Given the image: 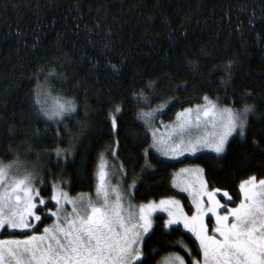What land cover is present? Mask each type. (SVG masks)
Masks as SVG:
<instances>
[{
  "label": "trees",
  "instance_id": "obj_1",
  "mask_svg": "<svg viewBox=\"0 0 264 264\" xmlns=\"http://www.w3.org/2000/svg\"><path fill=\"white\" fill-rule=\"evenodd\" d=\"M229 61L231 81L224 84ZM150 81L155 91L146 90L137 104L133 89ZM42 87L74 99L73 118L58 124L41 116L35 98ZM205 96L221 107L255 104L246 138L231 139L223 156L202 153L178 162L149 149L146 168L151 136L145 139L140 114L166 105L163 117L172 121ZM117 104L123 111L113 132L108 117ZM57 148L72 154L57 157ZM113 149L127 181L137 185L136 204L177 197L190 213L188 199L172 187L183 166L200 167L208 188L228 192L233 204L242 181L264 179V0H0V160L8 164L18 155L35 169L37 181H45L36 185L44 199L53 181L76 197L94 190L99 157ZM164 220L153 217L155 235L143 245L150 264L171 253L188 264L199 259L195 239L181 228L168 234Z\"/></svg>",
  "mask_w": 264,
  "mask_h": 264
},
{
  "label": "snow or ice",
  "instance_id": "obj_2",
  "mask_svg": "<svg viewBox=\"0 0 264 264\" xmlns=\"http://www.w3.org/2000/svg\"><path fill=\"white\" fill-rule=\"evenodd\" d=\"M111 68L115 73L120 72L114 64ZM231 68L232 62L229 61L225 66L227 79L222 83L231 81ZM55 75L54 71L49 72V76ZM57 79L63 82L65 78L61 75ZM156 87L150 81L139 92L133 89L132 99L139 104L146 99L145 91L154 92ZM243 95L250 96L251 93ZM203 99L207 103L197 105L194 115L191 108L178 113V122L166 135H158L153 112L140 114L138 118H142L145 124V139L148 133L152 137V144L144 150L146 168L150 166L147 159L149 149L176 158L174 154L177 152L183 155L187 149L195 154L199 146L204 145L220 156L225 152L230 137L238 134L242 140L246 138L250 118L256 116L255 104L244 102L237 108L233 103L221 108L207 96ZM35 107L46 120L58 124L77 113L76 101L62 96L50 105L37 95ZM160 110L157 108L155 111ZM122 111V106L117 104L109 112L113 132L118 129V114ZM209 126L211 131H208ZM64 127L67 131L68 125ZM201 129L204 134L194 136V132L199 133ZM9 131L13 132L12 129ZM56 134L58 137L61 135L59 129ZM252 143L258 145L255 139ZM70 148H57L56 156L67 159L72 154ZM9 151H12L11 146ZM111 155L118 158V151L113 149ZM119 172L123 173V181L127 173L122 164ZM113 174L109 170L107 156L101 154L96 171L95 199L88 194L73 198L53 181L50 201L55 210H52L36 186L37 182L44 184L45 181L42 177L37 181L39 174L35 169H28L18 155L8 164L0 160V235L5 232L10 236L23 234V238L0 239V264H150L143 245L155 235L153 213L156 211L167 214L164 229L168 234L182 226L198 242L201 259H193L192 264H264V179L257 181L253 176L242 181L239 186L242 198L234 207L222 203L217 198L219 190L209 191L201 181L200 189L192 199L195 211L188 215L179 201L165 199L158 205H140L137 211L130 197L125 203L126 193L121 190V185H113ZM129 187L135 188V182ZM180 190L187 191L184 187ZM222 196L232 200L226 191ZM67 205L71 206V211L67 210ZM222 209L226 211L222 212ZM206 217L215 220L211 234ZM49 218H54L53 223L44 226L40 233V226ZM180 243L191 256V251L182 241ZM160 264H185V260L171 253Z\"/></svg>",
  "mask_w": 264,
  "mask_h": 264
},
{
  "label": "rangeland",
  "instance_id": "obj_3",
  "mask_svg": "<svg viewBox=\"0 0 264 264\" xmlns=\"http://www.w3.org/2000/svg\"><path fill=\"white\" fill-rule=\"evenodd\" d=\"M37 95H40L42 99H46L50 105L56 99H58V97L53 96V94L50 92V90L45 88V87H42V88L38 89ZM211 102H213V101H211ZM206 103L207 102L204 101L202 104H200V106H203ZM196 106L191 107V109L194 110L193 111V115L195 113ZM157 108H160L161 110L160 111H155ZM157 108L155 110L151 111V112H153V123H154L155 127L159 129L158 135H166L174 127V125L178 122L177 114L182 112L183 110L179 111L172 121H166L164 119V117H163V114L165 113L166 107L165 106L164 107L160 106V107H157ZM221 108H223V107H221ZM148 112H150V111H148ZM211 130L212 129L209 126L208 131H211ZM197 134L203 135L204 134V130L201 129L199 133H195L194 132V136L197 135ZM150 136H151V133H150ZM235 137H239V135L235 134L233 137L229 138V141L231 139L235 138ZM151 144H152V137H151ZM152 150L162 160L169 161V162H178V161L183 160L185 158H192V157H194V156H196L198 154H202V153L213 154V155L217 156L215 152L210 151L209 148L207 146H204V145L199 146V149L195 152V154H191L190 151L187 150V149L185 150L183 155H180L177 152L176 154H174L176 156V158H169L168 156H165V155L157 152L155 149H152ZM224 154H225V152L222 155H220V156H223ZM110 156L109 157L107 156V159H108V162H109V170L114 173L113 176L111 177V180H112L113 185L120 184L121 185V190L124 193H126L125 203L128 202V198L130 197L131 203L133 205L137 206V211H138V206H140V205H147L149 203H154V204L158 205L160 200H158V201H149V202L144 203V204H136V203L132 202L133 193H134V190L136 189L137 185L135 184V188H130L129 186L132 185L133 182H128L126 176L124 177L123 181H121V176H123V173L119 172L120 165L117 164V162H116V160H115V158L113 156H111V157ZM113 165H114V167H113ZM198 170H201V168L198 167V166H183V167H180L177 171H175L174 174H173V177H172V187L177 193L185 196L188 199L189 206L191 207V212L190 213L187 212V210H186V208H185V206H184V204H183L181 199H179L177 197L164 198L165 200H177V201H179L180 207L188 215H191L195 211V209L193 207L192 199H193V195H195L196 191H198L200 189L201 181H203L206 184V180L204 178L203 171L199 172ZM96 171H97V169H96ZM257 181H259V180H257ZM181 187L186 188L187 191H181L180 190ZM208 190L212 191L209 188H208ZM239 192H240V187H239ZM88 195H91V197L93 199H95L96 198L95 188H94V190L91 193H88ZM79 196L80 195H78L76 197H73V198H78ZM217 198L220 199L222 203H225L228 206L234 207L237 204H239V202H240L242 197H241V192H240V200H238L234 204H233L232 200H227L226 198H224L222 196V192H217ZM204 199H205V201L207 200V196L206 195L204 196ZM45 200H48L49 203L52 204V202L50 201V198L45 199ZM66 208H67L68 211H71V206L70 205H67ZM52 210H55V205L52 208ZM221 211L224 212V211H226V209H222ZM155 215H163L165 217V219H167V214L165 212L156 211V212L153 213V217ZM205 219H206V223H208V225H209V230H210V234H211V228L215 225V220H214V218L209 219L208 217H206ZM53 221H54V218L46 219L44 221V224H42L40 226L39 232L42 233L43 232V227L44 226H50L53 223ZM180 228L184 231L182 226ZM188 234L191 235L190 233H188ZM10 238H23V234L15 233L14 235L10 236V235L7 234V232H5L3 235H0V239H10ZM197 244H198V242H197ZM198 247H199V244H198ZM183 250H184L185 255L188 258H190L191 256H189V253L187 251H185L184 247H183ZM178 255H180L181 257L184 258L185 264H188L186 258L182 254H178ZM168 256L169 255H166L163 258H166ZM163 258H161V260L158 262V264H160V262L162 261ZM193 259H196V258H192L190 260V264H192V260ZM200 259H201V253H200V258L196 259V260H200Z\"/></svg>",
  "mask_w": 264,
  "mask_h": 264
}]
</instances>
